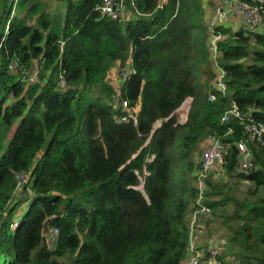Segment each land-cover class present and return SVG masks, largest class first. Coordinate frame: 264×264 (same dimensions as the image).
I'll return each instance as SVG.
<instances>
[{
    "label": "trees",
    "instance_id": "16d2710c",
    "mask_svg": "<svg viewBox=\"0 0 264 264\" xmlns=\"http://www.w3.org/2000/svg\"><path fill=\"white\" fill-rule=\"evenodd\" d=\"M103 1L0 0V264H183L194 157L213 137L229 151L224 176L207 179L215 219L204 229L222 219L228 230L221 264H264V142H249L255 168L240 171L242 120L222 122L236 105L264 124V30L213 29L205 0H126L129 19L103 14ZM117 63L127 72L119 91ZM216 63L225 94L213 83ZM36 66L39 79H25ZM123 100L140 104L138 124L119 121ZM243 182L252 186L239 191Z\"/></svg>",
    "mask_w": 264,
    "mask_h": 264
},
{
    "label": "built area",
    "instance_id": "2783aa9c",
    "mask_svg": "<svg viewBox=\"0 0 264 264\" xmlns=\"http://www.w3.org/2000/svg\"><path fill=\"white\" fill-rule=\"evenodd\" d=\"M100 8L103 14L110 17H126V0H104ZM232 18H237L239 20L240 25L238 28L244 26L250 30H259L264 18V5L251 3L246 0H220L214 9L210 25L213 29L217 25L229 26L228 22H230ZM220 37L219 34H214L211 40V46L215 55L217 54V41ZM18 67L19 63L14 61L11 65V70L16 71ZM120 72L124 77L127 75L124 68H122ZM23 73L24 78L29 81H36L39 79L38 66L31 70H24ZM226 76L227 71L216 63L214 85L224 94L227 91ZM59 84L63 88L67 84L63 75H61ZM216 98V94L210 92L209 99L215 100ZM120 105L123 108L124 114L119 117V121L128 122L133 120L135 124H138V113L141 109L140 104L131 106L127 100H123ZM231 117L240 118L242 120L244 132L247 135L246 138L239 140L236 145L239 152V169L240 171L249 173L255 168L253 153L252 149L249 147V142H264V124L255 122L251 118H247L246 121L236 105L225 111L222 115V122L228 121ZM228 151L229 145L226 142L218 137H213L206 142L198 158L194 170V176H196L194 184L197 189V196L196 202L194 203L195 208L190 214L189 251L183 264H221L220 257L223 252L228 249L227 241L216 236L211 237L208 244H199L201 234L204 230L202 218L214 219L212 209L206 203L207 179L210 176L214 178L224 176V167L227 163L226 156ZM29 177V171H23L17 175L18 185L16 193L17 191L21 193L24 191V186L28 182ZM58 234V228H52L46 231L45 237L49 249H52L54 246L58 239Z\"/></svg>",
    "mask_w": 264,
    "mask_h": 264
},
{
    "label": "rangeland",
    "instance_id": "374dc122",
    "mask_svg": "<svg viewBox=\"0 0 264 264\" xmlns=\"http://www.w3.org/2000/svg\"><path fill=\"white\" fill-rule=\"evenodd\" d=\"M52 1V3H54V5H55V0H51ZM208 4H209V7L210 8H208L209 9V17H210V21H211V19H212V16H213V12H214V9H215V7H216V5H217V3L220 1V0H205ZM213 3V4H212ZM61 6L62 7H64V4H61ZM126 17H127V19H129L130 17H132V13L131 12H126ZM259 29L261 30V31H263L264 30V18H263V21H262V23H261V25H260V27H259ZM123 68V67H122ZM121 67H119L118 68V75L120 74L119 73V71L122 69ZM117 78H119V77H117ZM113 79V78H112ZM112 81V80H111ZM113 84L112 85H114V87L119 91V89H120V87H121V83L122 82H118L117 81V79H114L113 81ZM214 83V82H213ZM189 108H190V103H189V99L187 100V101H185V103L181 106V108L179 109V110H177V117H178V119H179V121H181V122H184L186 119H187V115H188V111H189ZM160 123H158V125H159ZM209 139H211V138H208L206 141H204V143L201 145V147H200V149H199V151L196 153V155H195V157H194V161H195V163H196V165H197V162H198V158H199V156H200V153L202 152V149H203V147H204V145L206 144V142L209 140ZM194 174V173H193ZM22 182H24V181H22ZM249 186H252V184H250L249 182H243V183H241V185L239 186V191H246L247 190V188H249ZM236 190V189H235ZM21 192L20 191H17V193H16V200L14 201L15 203L19 200V198H21V194H20ZM261 194H264V189H261ZM27 209H28V205L27 204H25V205H22L21 207H20V209H19V212L16 214V216H15V219L17 220V222L24 216V214L26 213V211H27ZM206 218H202V220H205ZM215 219V218H214ZM15 226H16V224H15ZM208 226V230L205 228L204 230H203V232H202V234H201V242H203V243H205V244H208V241L211 239V237L212 236H210V234H209V232H210V230L212 229H214V231L215 230H218V231H221L219 234H214V236H216V237H218V238H220V239H225V237H224V235H225V233L228 231L227 229H225V230H223L222 228H221V226H222V219H218V220H215L213 223H210V224H208L207 225ZM209 231V232H208ZM217 231V232H218ZM226 240V239H225ZM227 241V240H226ZM229 256V255H228ZM227 256V259H233V256H231V254H230V256L228 257Z\"/></svg>",
    "mask_w": 264,
    "mask_h": 264
},
{
    "label": "crops",
    "instance_id": "0c3cea01",
    "mask_svg": "<svg viewBox=\"0 0 264 264\" xmlns=\"http://www.w3.org/2000/svg\"><path fill=\"white\" fill-rule=\"evenodd\" d=\"M228 25H229V27H232L233 29H237L238 28V26L240 25L239 24V20L237 19V18H232V20L230 21V22H228ZM118 68H119V63H117L116 64V66L111 70V75H110V77H112L113 78V80L114 79H117V81L118 82H122V80L120 79V78H117V77H119V75H118ZM112 80V81H113ZM111 81V83L113 84V82ZM191 99H189V103H190V106H191ZM201 240V239H200ZM199 244L200 245H203V244H205V243H203V242H199ZM184 263V262H183Z\"/></svg>",
    "mask_w": 264,
    "mask_h": 264
}]
</instances>
